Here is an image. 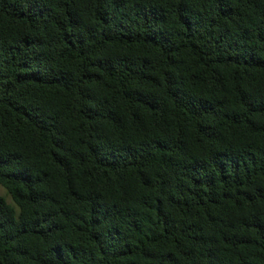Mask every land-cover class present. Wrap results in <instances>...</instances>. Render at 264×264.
Wrapping results in <instances>:
<instances>
[{"label": "trees", "instance_id": "obj_1", "mask_svg": "<svg viewBox=\"0 0 264 264\" xmlns=\"http://www.w3.org/2000/svg\"><path fill=\"white\" fill-rule=\"evenodd\" d=\"M0 264H264V0H0Z\"/></svg>", "mask_w": 264, "mask_h": 264}, {"label": "rangeland", "instance_id": "obj_2", "mask_svg": "<svg viewBox=\"0 0 264 264\" xmlns=\"http://www.w3.org/2000/svg\"><path fill=\"white\" fill-rule=\"evenodd\" d=\"M0 192L7 196L8 200L12 202V199L10 196H8L3 188L0 187Z\"/></svg>", "mask_w": 264, "mask_h": 264}]
</instances>
